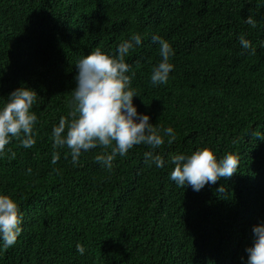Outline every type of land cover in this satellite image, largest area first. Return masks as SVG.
Instances as JSON below:
<instances>
[{"label":"trees","instance_id":"1","mask_svg":"<svg viewBox=\"0 0 264 264\" xmlns=\"http://www.w3.org/2000/svg\"><path fill=\"white\" fill-rule=\"evenodd\" d=\"M133 34L142 37L126 57L133 104L176 140L117 155L107 169L116 179L103 181L95 157L105 150L74 164L51 134L72 111L77 63L96 49L118 55ZM155 36L171 45L174 69L154 86ZM20 87L37 93L36 143L13 140L0 156V194L23 218L16 243L0 241V264H247L252 229L264 224V140L253 137L264 134V0H0V108ZM204 148L218 160L237 155L236 174L199 192L177 186L171 156ZM148 151L163 168L146 163Z\"/></svg>","mask_w":264,"mask_h":264},{"label":"clouds","instance_id":"2","mask_svg":"<svg viewBox=\"0 0 264 264\" xmlns=\"http://www.w3.org/2000/svg\"><path fill=\"white\" fill-rule=\"evenodd\" d=\"M245 23L256 27V21L251 16L246 18ZM141 42L142 37L133 34L118 45V55L110 56L96 49L77 63L76 88H70L72 111L60 118L51 134L52 147H67L74 164L78 163L83 152L97 147L105 150L95 157L100 163L98 166L102 167L97 174L104 178L103 181L116 179L117 175L108 170L112 169L117 155L124 157L134 146L140 145L158 149L165 144L164 136L168 137L169 145L176 140L171 127L164 129V135H161L157 127L149 122L150 117L138 113L133 104V98L138 97V93L131 87L135 73L131 63L126 62V57ZM153 42L160 46L161 61L152 69L151 83L154 86L167 84L174 69L169 62L174 51L167 41L158 36L153 37ZM239 43L242 48L251 49V55L256 54V49L243 34ZM36 100L34 90L20 87L10 93L7 102L0 108V156L6 155V146L13 140L19 141L25 149L35 145L34 126L38 117L32 108ZM253 137L264 140V134L259 131L254 132ZM7 151L15 159L16 153L11 149ZM144 156L146 163L164 167L162 157L154 155L153 151L145 152ZM59 159V153L54 152L52 163ZM170 163L174 165L171 179L177 186H190L193 191L199 192L206 185L231 179L239 167V157L229 153L218 160L212 150L204 148L189 156L172 155ZM218 191H223V186ZM22 219L18 203L12 197L0 194V241L5 249L12 247L21 235ZM252 233L253 244L245 250L247 264H264V224L254 226ZM76 247L83 255L84 247L79 243Z\"/></svg>","mask_w":264,"mask_h":264}]
</instances>
